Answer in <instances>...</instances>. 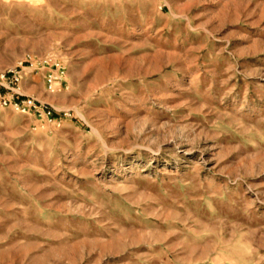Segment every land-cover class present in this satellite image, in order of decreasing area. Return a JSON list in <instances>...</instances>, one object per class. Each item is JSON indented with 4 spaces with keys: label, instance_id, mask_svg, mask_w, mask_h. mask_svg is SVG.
<instances>
[{
    "label": "rangeland",
    "instance_id": "obj_1",
    "mask_svg": "<svg viewBox=\"0 0 264 264\" xmlns=\"http://www.w3.org/2000/svg\"><path fill=\"white\" fill-rule=\"evenodd\" d=\"M43 57L40 110L0 99V264H264V0H0V74Z\"/></svg>",
    "mask_w": 264,
    "mask_h": 264
},
{
    "label": "built area",
    "instance_id": "obj_2",
    "mask_svg": "<svg viewBox=\"0 0 264 264\" xmlns=\"http://www.w3.org/2000/svg\"><path fill=\"white\" fill-rule=\"evenodd\" d=\"M45 73L48 92L56 93L65 78V67L51 57L31 58L16 69L0 74V99L5 106L26 113L31 109L40 110L36 99L26 98L21 94V85L28 74ZM7 95L9 98H7ZM51 111L48 116H51Z\"/></svg>",
    "mask_w": 264,
    "mask_h": 264
},
{
    "label": "crops",
    "instance_id": "obj_3",
    "mask_svg": "<svg viewBox=\"0 0 264 264\" xmlns=\"http://www.w3.org/2000/svg\"><path fill=\"white\" fill-rule=\"evenodd\" d=\"M30 82L33 83L32 86L29 85V81L26 83V91L28 94H32L33 96H38V97H44V82H42L40 79L32 77L29 79Z\"/></svg>",
    "mask_w": 264,
    "mask_h": 264
}]
</instances>
